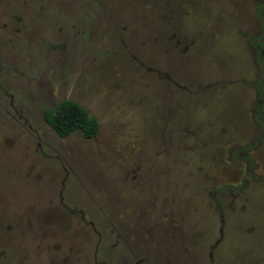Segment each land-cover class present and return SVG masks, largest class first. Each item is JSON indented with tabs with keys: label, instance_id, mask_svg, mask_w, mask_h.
Instances as JSON below:
<instances>
[{
	"label": "rangeland",
	"instance_id": "rangeland-1",
	"mask_svg": "<svg viewBox=\"0 0 264 264\" xmlns=\"http://www.w3.org/2000/svg\"><path fill=\"white\" fill-rule=\"evenodd\" d=\"M0 264H264V0H0Z\"/></svg>",
	"mask_w": 264,
	"mask_h": 264
},
{
	"label": "trees",
	"instance_id": "trees-1",
	"mask_svg": "<svg viewBox=\"0 0 264 264\" xmlns=\"http://www.w3.org/2000/svg\"><path fill=\"white\" fill-rule=\"evenodd\" d=\"M41 115L43 121L61 139L80 132L85 140H92L100 131L98 120L74 101L64 100L53 110L44 109ZM246 160L250 164V160L248 158Z\"/></svg>",
	"mask_w": 264,
	"mask_h": 264
}]
</instances>
